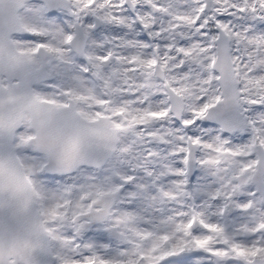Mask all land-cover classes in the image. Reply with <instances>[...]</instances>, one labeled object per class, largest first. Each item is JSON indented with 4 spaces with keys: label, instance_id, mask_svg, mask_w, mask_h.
<instances>
[{
    "label": "snow or ice",
    "instance_id": "snow-or-ice-1",
    "mask_svg": "<svg viewBox=\"0 0 264 264\" xmlns=\"http://www.w3.org/2000/svg\"><path fill=\"white\" fill-rule=\"evenodd\" d=\"M0 264H264V0H0Z\"/></svg>",
    "mask_w": 264,
    "mask_h": 264
}]
</instances>
